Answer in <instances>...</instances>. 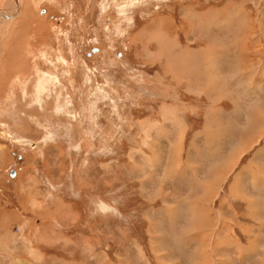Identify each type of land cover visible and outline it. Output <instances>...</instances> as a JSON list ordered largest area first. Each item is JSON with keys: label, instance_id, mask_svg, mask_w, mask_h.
I'll return each instance as SVG.
<instances>
[{"label": "rangeland", "instance_id": "obj_1", "mask_svg": "<svg viewBox=\"0 0 264 264\" xmlns=\"http://www.w3.org/2000/svg\"><path fill=\"white\" fill-rule=\"evenodd\" d=\"M183 3L189 11L210 10L209 24L229 26L224 42L180 44L168 35L163 41L162 31L187 38L192 25H172L182 21ZM236 25L254 32L240 49ZM195 46L206 49L205 57L199 66L194 59L202 55L192 58L188 73L176 61L181 48ZM263 48L264 0H0V264H50L48 243L64 256L62 264H97L76 251L92 237L100 264H264L257 259L264 240L238 238L233 216L220 208L244 204L227 197L243 167L256 166L264 177L263 160L251 164L264 127L250 123L264 122V106L247 114L259 98L236 94V76L250 83L264 76V59H257ZM197 136L208 141L196 144ZM172 174L181 186L194 177L203 192H170L164 177ZM241 184L240 192L264 197L248 178ZM191 196L207 213L194 225L185 214ZM158 206L174 218L163 229L149 214ZM66 220L76 222L67 241L59 239ZM221 226L228 227L225 236ZM146 228L160 232L157 242L152 235L125 239L148 238ZM39 231L46 241L35 238Z\"/></svg>", "mask_w": 264, "mask_h": 264}, {"label": "crops", "instance_id": "obj_2", "mask_svg": "<svg viewBox=\"0 0 264 264\" xmlns=\"http://www.w3.org/2000/svg\"><path fill=\"white\" fill-rule=\"evenodd\" d=\"M171 1H173V0H170V2ZM174 1H179V0H174ZM233 1H235V0H233ZM186 5H189V4H184L183 3L182 5L179 6L180 12H181L182 21L178 20V23H176L175 19H172V22H173L172 25L175 26V29H178L179 31H182V26H183L182 24L192 25V28H190L189 30H187L185 32V33H187V38H185V36H184V33H183L184 31L182 32L181 35L179 33H176V32H174L175 34L172 35L170 33V31H166V32L162 31L163 41H164L165 35H168L171 38H173L176 41H178V43H180V44H181V42L179 40H184V42H185L186 39L190 43H193V44L198 42V41H204V40L208 41V45H209V42L216 41V40H219L220 42H224L225 36H227V34H229L228 33L229 30H230L229 26H218V24H216V23L209 24L210 23L209 22V16L211 14L210 10H205V11L192 10V6H191V10L189 11V10L185 9L184 6H186ZM168 7L171 9V4L168 5ZM239 10H238V12H239ZM223 11H224V13H226L228 10L224 9ZM196 12L199 14L198 17H197L198 18L197 20H195L193 18L194 14ZM224 13H222V14H224ZM161 16L164 17V18H171V17H165L164 14L161 15ZM207 18H208V20H206ZM234 32H236L235 34H236V38H237L235 47H237L239 49L242 46L241 43H243V40L248 41L250 37L254 36V32L252 30V27L251 28H249V27L248 28H244V26H243L242 28H239V26L236 25V28L234 29ZM179 36H180V39H178ZM190 37H192V38H190ZM247 38H248V40H247ZM182 45H184V44H182ZM162 47H167V46H162ZM181 49H180V51H181L180 52V60L179 61L172 60V61H176L177 64H180L181 62H183L184 65L186 66V69L188 70V73L193 72L192 67L190 66V64H193V63H191L193 61L192 58H195L196 56L202 55V57H200V58L197 57V58L194 59L196 61L195 63L199 66L200 64H202L201 61L205 57L206 49L203 50V48H200L199 46H195L193 49L189 48V51L186 50V49L185 50H181ZM259 53H260L259 54L260 56H259V58H257L258 62H259L260 59H264V48ZM201 58H202V60H201ZM219 59H220V57H219ZM221 61H222V64L227 62L223 58V56L221 57ZM260 63H264V60H263V62L260 61L259 64ZM198 70H200V71H197L196 75L200 76V74H203L204 73L203 71L206 70L205 65L203 66V69H199L198 68ZM238 77H242V79L238 78ZM236 78H237V81L238 80L241 81L240 84H241V89H242V92L236 93L237 95L243 96L242 93H244L245 95L259 98L258 100L257 99H253V103L251 104L252 106L248 110H246L247 114L249 112H251V111H252V113H259L260 105L264 106V88H263L264 87V76H260L257 79H255L253 77L251 83L248 80L245 81V78H246L245 76H236ZM261 88L263 89L262 92H261ZM245 91H247V92H245ZM246 117H247V115L244 117L245 119L243 118V120H246ZM205 122L206 121L204 120V124L201 126L202 129L200 131L205 130L204 129V125L207 123V122L206 123ZM255 122H258V123L254 124ZM250 123H252L251 125L254 124V126H252V128H254V129L255 128L259 129L260 127H264V122H260L259 120L252 121ZM242 124H244V123L242 122L241 124H239V127H242L241 129L243 130ZM261 124H262V126H261ZM207 126H209V125L207 124ZM206 137H204L205 139H203V141L207 140ZM201 140L202 139H200L198 136L196 138H194V141H195L196 144H203V141H201ZM241 140H242V138L240 139V141ZM257 140L256 141L258 143H257V146L254 148L255 150H254V152L252 154L251 164L253 162L260 161L261 159L263 160V163H264V134L262 136H260ZM194 141H193V143H194ZM253 144H254L253 140L251 142L247 141V145H246L245 150L243 152H246V150L249 149V147L251 145H253ZM252 149H253V146H252ZM226 155H227V153L225 154V156ZM233 162L231 163V165L229 166L228 169L231 168ZM211 165H212V167L214 166L213 164H211ZM242 169H245L246 174L244 172V174L241 175V172H242V170H241V171H239L236 174V177L234 178V176H233L231 181H230V183H228V184H231L233 182V180L236 179V191L231 193V191H232L231 190V186L229 187V190H228V187L226 189L228 190V193H229V195L227 197H230L231 199H236V198L240 199V198H242L243 201H244V204H240L239 206L229 207V202L226 201V203L221 205L220 208H221V210L224 209L226 213L228 212V210L230 211V214L233 216V219L230 221V224H233L232 228H233V230L235 232L234 234L237 235L238 238H240V234H242L244 236H247L250 233V234H252L251 238L256 237L255 234H257L258 238H260L261 240H264V238H262V235L264 233V197L263 196L262 197L253 196L251 194L250 195H246L247 193L244 194L243 191L242 192L239 191L240 188H245L246 187L244 184H241V181L243 182V178L245 180L248 178V180L252 181L251 188L253 189L254 192H256V193H258V192L264 193V185L260 186L259 188H256V184H255V182H259V178L263 181L264 177H262V174L259 172V170H258V168L256 166H254L251 169H248V165H247L246 168L243 167ZM246 169H248V170H246ZM166 170H165V174H167ZM204 172L205 171H203L201 173V175H200L201 178H202ZM193 173H195V172H193ZM225 173H226V171L224 173L220 174V176L218 178L219 180H217V182H219V181H221L222 179L225 178V176H224ZM251 173L256 174L255 177H254L255 179L251 177V175H250ZM207 175H211V174L206 173V176ZM194 176L196 178V174ZM177 177L178 176H175L174 174H172L170 178H169V176L168 177H164L166 180L169 181L170 185L172 183L171 186H168V187H171L172 191H170V192L178 193V192L181 191L180 188H182V191L185 189V191H183V192H187L188 194L190 193V191H191V193L203 192L204 189H197L196 190L194 177H193V180L189 183L190 186H187V184L181 186L180 179L178 180ZM203 183H204V179L202 178L201 184H203ZM204 187H205V190H206V186L205 185H204ZM257 190H259V191H257ZM158 192H159V189H158ZM227 197H226V200H227ZM161 202H162V205L165 204L164 200H161ZM171 204H174V203L171 202ZM159 208H161V209L159 210ZM186 208H187V210H186L185 214H186V217H188L187 222H188L189 225H194L198 218H201V217L205 216L203 214H207V213H204L203 210H201L202 213L198 212V209L200 207L198 208V206L196 205V197H194V196H191V198L189 199V201L187 203ZM205 208L208 209V207H205ZM153 209L154 210H151V212L149 211V214L151 213V214L154 215L152 221L156 220V221L161 222L162 229H163L164 224H168V225L171 224L170 215L167 213V209L168 208H166V211H164L163 207H160V206L155 207ZM210 215L211 214H209V216H208L209 218H210ZM208 221H210V220L208 219ZM75 224H76V222L73 223V221H71V220L69 222H67V220H66L62 224L63 225V229H65V232L63 231V229L60 230L59 239H61V240L65 239L66 241L69 240L70 236H68L67 228L69 229V227H71L72 225H75ZM40 226H43V224H41ZM240 226H242V227H240ZM221 227H222L221 229L224 232V236H225L228 227L227 226H221ZM223 228L225 230H223ZM242 228H247V229L242 231ZM249 228H250V230H249ZM147 229L148 228H146V232H147ZM44 230H46L47 232L48 231L51 232L52 229H47V227H45ZM39 233H40V231L38 232V235H37V232H36L35 238L39 239V240L46 241L45 240L46 238L45 237L42 238V236ZM159 233L160 232H158V231L157 232H153L152 234H149V232H147L146 234H148V238H144V239L142 238L143 236H141V235H140V237H138V235H135L133 237L132 235L124 234V236L126 237L125 239L126 240L128 239L130 242H132V241L141 242V241H144L145 239H147L149 241L150 240V235H152V240L157 242V240H159V236H158ZM179 235H180V233H177L175 235L176 237L174 236L172 240L178 241L180 239ZM52 239L53 238H50V237L47 238V240L51 241V242H52ZM253 239H255V238H253ZM260 239H259V241H260ZM85 241H88V240H85ZM89 241H91V245L90 244L89 245L85 244L84 246H81V248H76V251L81 250V252H84L83 253L84 256H88L89 259H93V261L95 260V262L97 264H100L101 253H99L98 249H95L94 251H92L94 249L93 245L95 244L93 242L97 241V240H94V237H92L91 240H89ZM228 244H230V243H228ZM235 244H237V243H235ZM139 245L141 246L140 243H139ZM226 245L227 244H223L222 246L224 247ZM48 246H49V248L47 247V251H48L47 256L49 257V263L50 264L51 263L53 264V262H60L61 263L62 260H63L62 258L64 256H62L59 252H56L55 250L53 251V247L54 248H56V247L54 245H52L51 243H48ZM162 246L163 245H161V246L156 245L155 246L156 251L159 252L158 250H160V248ZM222 246H220V247L223 248ZM236 247H238V245H236ZM74 251H75V249H74ZM257 253H258L257 254V259L258 260H260L259 257H261V258L264 257V251L259 250V252H257ZM236 256L237 257H239V256L243 257V252L241 251V254H239V252H237ZM247 256L252 257L251 255H247ZM78 262H80V264H86L87 263V262H81V261H78ZM78 262H75V260L69 259V260L66 261V264L67 263H69V264H77ZM223 262L226 264L227 263V259L226 258L223 259Z\"/></svg>", "mask_w": 264, "mask_h": 264}, {"label": "bare ground", "instance_id": "obj_3", "mask_svg": "<svg viewBox=\"0 0 264 264\" xmlns=\"http://www.w3.org/2000/svg\"><path fill=\"white\" fill-rule=\"evenodd\" d=\"M172 45L174 46L175 45V42L174 43H172ZM176 53V52H175ZM196 54V53H195ZM174 58V57H173ZM176 58V57H175ZM172 147V146H171ZM179 148V147H178ZM172 149V148H171ZM181 149V148H180ZM175 152V151H174ZM176 156V155H175ZM174 156V157H175ZM176 158H177V156H176ZM174 159V158H173ZM173 162H175V161H173ZM175 169V168H174ZM178 172V171H177ZM166 175V174H165ZM177 176V175H176ZM217 180H219L218 178H217ZM173 213V212H172ZM172 218H173V215L171 216ZM172 218H170V219H172ZM174 219V218H173ZM182 239V238H181ZM181 244H183V243H181ZM201 249V248H200Z\"/></svg>", "mask_w": 264, "mask_h": 264}, {"label": "water", "instance_id": "obj_4", "mask_svg": "<svg viewBox=\"0 0 264 264\" xmlns=\"http://www.w3.org/2000/svg\"><path fill=\"white\" fill-rule=\"evenodd\" d=\"M44 11H45V9H41V10H40V12H44ZM93 50H94V49H93ZM94 51H95V50H94ZM12 175H13V173H12Z\"/></svg>", "mask_w": 264, "mask_h": 264}]
</instances>
